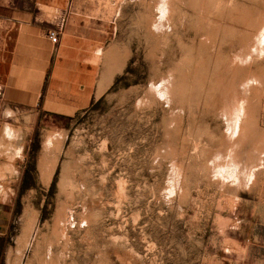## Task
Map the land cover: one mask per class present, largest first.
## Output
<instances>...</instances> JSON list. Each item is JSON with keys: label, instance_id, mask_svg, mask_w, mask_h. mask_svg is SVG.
Returning <instances> with one entry per match:
<instances>
[{"label": "rangeland", "instance_id": "1", "mask_svg": "<svg viewBox=\"0 0 264 264\" xmlns=\"http://www.w3.org/2000/svg\"><path fill=\"white\" fill-rule=\"evenodd\" d=\"M75 6L128 61L85 110L1 121L0 264H264V0Z\"/></svg>", "mask_w": 264, "mask_h": 264}, {"label": "crops", "instance_id": "2", "mask_svg": "<svg viewBox=\"0 0 264 264\" xmlns=\"http://www.w3.org/2000/svg\"><path fill=\"white\" fill-rule=\"evenodd\" d=\"M26 1L31 9L0 0V125L14 116L33 129L40 114L69 116L102 99L128 57L115 49V23L75 0ZM63 19L54 45L48 33Z\"/></svg>", "mask_w": 264, "mask_h": 264}, {"label": "built area", "instance_id": "3", "mask_svg": "<svg viewBox=\"0 0 264 264\" xmlns=\"http://www.w3.org/2000/svg\"><path fill=\"white\" fill-rule=\"evenodd\" d=\"M63 27H64V19L57 27L49 31L48 38L52 44L56 45L58 43ZM2 99H3V91L0 88V104L2 102Z\"/></svg>", "mask_w": 264, "mask_h": 264}, {"label": "trees", "instance_id": "4", "mask_svg": "<svg viewBox=\"0 0 264 264\" xmlns=\"http://www.w3.org/2000/svg\"><path fill=\"white\" fill-rule=\"evenodd\" d=\"M0 248H1V247H0ZM2 259H3V252L0 251V262L2 261Z\"/></svg>", "mask_w": 264, "mask_h": 264}]
</instances>
